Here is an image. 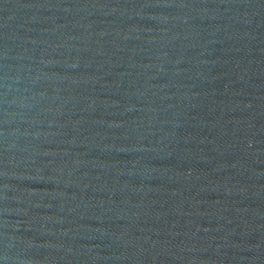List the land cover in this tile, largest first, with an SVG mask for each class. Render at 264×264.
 <instances>
[{
    "label": "water",
    "instance_id": "1",
    "mask_svg": "<svg viewBox=\"0 0 264 264\" xmlns=\"http://www.w3.org/2000/svg\"><path fill=\"white\" fill-rule=\"evenodd\" d=\"M0 264H264V0H0Z\"/></svg>",
    "mask_w": 264,
    "mask_h": 264
}]
</instances>
